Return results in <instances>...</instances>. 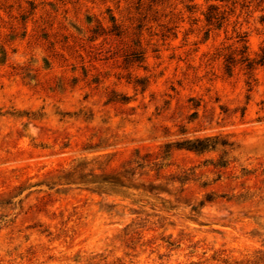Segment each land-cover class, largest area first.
Masks as SVG:
<instances>
[{"label":"rangeland","instance_id":"374dc122","mask_svg":"<svg viewBox=\"0 0 264 264\" xmlns=\"http://www.w3.org/2000/svg\"><path fill=\"white\" fill-rule=\"evenodd\" d=\"M262 49L264 0H0V264H264Z\"/></svg>","mask_w":264,"mask_h":264},{"label":"trees","instance_id":"16d2710c","mask_svg":"<svg viewBox=\"0 0 264 264\" xmlns=\"http://www.w3.org/2000/svg\"><path fill=\"white\" fill-rule=\"evenodd\" d=\"M222 17V15L218 14L217 11H209L205 18L206 20H211V18L218 19ZM233 57L231 55H228L226 57V60L228 63H226L227 67L230 64L231 61H233ZM239 61L244 62V65L247 69L254 68L257 64H262L264 62V49H262V52L258 54L256 57H249L246 54H240L237 58ZM164 158V154H153L152 152H140L138 149H135L132 155L126 159L122 163V169L118 172L111 173L112 176L119 178L120 175H122V181L126 180L130 185H133L134 188L140 189L142 192H149V193H157L160 190V184L159 183H153L151 180H139L132 184V179L134 178V174H136L135 177L143 176L147 174L148 170H153L155 173V178L158 177L159 170L162 166H164V162L162 159ZM179 180V182L182 184L183 177L180 174H168L167 176H164V184H167L169 182H172L173 180ZM106 180V179H104ZM123 184V183H122ZM129 184H125V186H130ZM231 264H242L237 260H234Z\"/></svg>","mask_w":264,"mask_h":264}]
</instances>
